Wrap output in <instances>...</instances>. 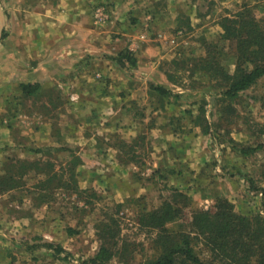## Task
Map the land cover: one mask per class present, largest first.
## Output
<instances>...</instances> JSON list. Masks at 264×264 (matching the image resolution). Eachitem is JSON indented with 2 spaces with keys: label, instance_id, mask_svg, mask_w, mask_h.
Returning <instances> with one entry per match:
<instances>
[{
  "label": "rangeland",
  "instance_id": "rangeland-1",
  "mask_svg": "<svg viewBox=\"0 0 264 264\" xmlns=\"http://www.w3.org/2000/svg\"><path fill=\"white\" fill-rule=\"evenodd\" d=\"M6 1L0 0L4 11ZM13 1L20 8L21 0ZM54 1L58 0H42L38 8L45 9L51 3L55 6ZM59 1H66L62 8L69 7L68 0ZM24 2L27 7L29 0ZM100 4L108 8L110 15L103 24L93 19V10ZM111 4L110 0H90L86 7L89 19L84 11L82 21L75 16L65 17L56 28L59 33H52L61 39L60 53H73L71 39L80 31L77 22L91 24L98 34L108 32L113 41L121 36L109 22ZM210 8L209 2L207 10ZM240 9H248L264 24V0H237L229 7L221 5L220 11L209 17L203 16L205 23L195 27L164 28L166 32H158L160 29H153L155 25L150 22L142 26L150 43L163 54L159 67L172 83L171 92L178 95L143 94L137 101H128L132 118L137 120L136 136L130 140H121L116 127L110 139L105 136L103 131L108 126L101 117L95 119L98 105L85 112L78 106L69 107L66 96H71L70 88L65 91L56 83L43 88L44 83L48 84L46 80L35 95L24 96L19 88L21 82L14 83L11 90L0 87V132L1 127H6L11 135V145H0V264H91L89 260L100 243L97 232L103 226L118 230L114 238H109L110 246L115 243L114 255L106 264H139L155 253L153 232L140 224L139 216L164 199H171L173 191L186 195V202L178 203L185 218L194 210L213 205L218 196L227 198L242 214L264 212L260 190L264 188V76L230 98L221 94L216 79L197 67L206 50L217 45L215 53L232 72L235 47L221 38L220 23L223 16H232ZM199 12L202 17L203 11ZM126 26L123 24L121 30ZM7 28L4 24L5 36ZM19 29L18 25L16 31ZM23 31L34 34L37 30L25 24L21 34ZM4 37L0 48L5 45ZM128 46L123 47L124 51L135 53ZM82 61L89 62L88 58ZM126 71L113 76L123 77ZM74 75L65 72L59 78L66 81ZM153 107H159L156 115L150 110ZM85 116L89 117L87 122L83 120ZM155 123L158 128L170 129L172 137L164 149L156 138ZM124 124L128 127L129 120ZM80 135L91 137L92 145L100 150L95 154L99 161L106 158V163L96 161L90 166L92 176L104 180L92 178L96 181L92 184L86 180L89 178H85L77 154L81 144L76 138ZM242 146L259 147L243 156L237 149ZM158 155L162 167L153 169L150 164ZM114 160L119 164H111ZM122 165L126 173L121 172ZM110 177H117L121 184L118 180L112 186ZM196 251L207 256L201 245L196 246Z\"/></svg>",
  "mask_w": 264,
  "mask_h": 264
},
{
  "label": "crops",
  "instance_id": "crops-1",
  "mask_svg": "<svg viewBox=\"0 0 264 264\" xmlns=\"http://www.w3.org/2000/svg\"><path fill=\"white\" fill-rule=\"evenodd\" d=\"M24 1L19 2L20 8L16 7V1H6L8 4L5 7L6 12L0 3V19L3 22L1 33L4 24L5 27L8 26L7 34L4 37L5 45L0 48V87L11 90L14 83L17 82H38L41 84L47 80L48 84L44 83L43 88L48 87L50 83L58 84L65 91L70 88L72 90L68 94L72 97L66 96V104L69 107L78 106L82 112H85L92 105H98L94 112H97L95 119L101 117L105 121V125L108 126L103 131L105 136L110 139L113 133L111 130L116 127L117 131L120 132L121 140H130L136 136L134 122L137 120L132 118L133 111L128 104L132 103L133 99L137 101V97L140 95L144 94L150 97L155 95L148 88L150 83L159 84L169 89L172 85L159 67V60L163 54L153 47L149 36L146 37L147 35L143 32L142 26L150 22L152 26H156L153 29H160L158 32H166L162 31L164 28L173 29L187 25L195 27L199 23H205L203 16L209 17L213 12H219L221 5L222 7H229L237 0H110L112 13L109 22L114 24L116 33H121V36L117 35L113 41L108 32L101 31L102 34H98L91 24L82 25V22H77L80 24L78 26L80 31L71 39L70 45L74 49L73 53L64 55L60 53L63 45L61 39L52 33H59L60 30L56 28L62 25V22L66 20L65 17L68 19L70 16H75L77 20L82 21L81 12L84 11L86 19H89L86 7L90 0H68V8L61 7L66 1L62 3L58 0L54 1L55 6L51 3L50 6L46 5L45 9L38 8L43 3L40 2L42 0H29L27 7H25ZM209 2L212 8L208 11ZM59 7L62 8L60 12L58 11ZM199 11H203L202 17ZM46 15L50 17H46ZM148 17L151 18V21H146ZM212 20L215 21L214 18ZM92 22L94 23V21ZM27 23L29 27L37 30L36 33L31 34L30 31H23L21 34V30H24V25H28ZM123 24H127V26L121 30ZM18 25L20 29L16 31ZM1 38L2 34H0ZM127 43L129 44L128 48L135 50L133 55L136 58V65L134 67H128V64L122 67L113 59L114 56H109L112 53L123 52V47ZM86 58L89 60L88 63L82 61ZM125 69L128 70L125 73L126 76H113V73H123ZM65 72L75 73V75L66 81H62L59 77ZM95 77H99V80L96 81ZM107 77H110V80ZM72 91L74 92L72 93ZM128 101L130 102L128 103ZM142 105H146L147 108L150 107V104ZM150 110L156 112V115L159 107H153ZM83 120L87 122L89 117L85 116ZM125 120H129L128 127H124ZM1 128L0 145L3 143L11 145L9 131H6V127ZM154 130H156L158 142L164 149L165 143H168L172 137L170 129L158 128L157 123H155ZM67 138L71 141L72 137L68 136ZM76 139L81 144L77 154L81 158L80 166H82V171L86 173L85 178H89L86 180H89L90 184L96 182H93L92 178L99 182L102 178L97 179L96 176H92L93 170L91 171V168L93 164L97 163L96 161L101 163L104 160L105 162L106 158L99 161L95 154L100 153V150L92 145L91 137L80 135ZM172 143L169 142V144ZM95 149L97 152H94ZM154 150H157L156 146H154ZM160 156L158 155L150 164L153 169L157 165L162 167L160 166L162 165ZM115 163H118L117 160L111 161V164ZM169 164L172 163L169 162ZM120 170L124 173L127 172L123 165ZM118 180L120 181L117 177L114 179L110 177L108 182L110 181L112 186H116Z\"/></svg>",
  "mask_w": 264,
  "mask_h": 264
},
{
  "label": "trees",
  "instance_id": "trees-1",
  "mask_svg": "<svg viewBox=\"0 0 264 264\" xmlns=\"http://www.w3.org/2000/svg\"><path fill=\"white\" fill-rule=\"evenodd\" d=\"M250 13L248 9H240L232 16H223L220 23L223 30L221 38L235 47L236 60L232 72L221 62V56L215 53L217 45L206 50L197 66L200 71L216 79V85H221V88L218 86L221 94L230 98L236 97L264 76V24ZM4 36L2 33V38ZM113 59L122 67L126 62L129 67L136 65V58L131 52H120ZM40 87L38 82L19 83L24 96L35 95ZM148 88L160 97L178 95L159 84L150 83ZM206 127L207 133L208 125ZM258 147L242 146L237 149L243 156H248ZM248 181L253 183L251 179ZM252 188L256 189L255 186ZM260 190L264 207V188ZM172 193L171 199H164L160 205L139 216L140 224L153 232L151 241L155 252L151 258L139 264H264L263 211L242 214L227 198L218 196L213 205L194 210L185 218L178 203L186 202V195L178 191ZM69 232L74 231L69 229ZM116 232L118 230L109 226H103L97 232L99 247L89 263L106 264L111 259L115 243L113 241L112 246L108 243ZM197 245L204 248L207 256L202 257L197 253Z\"/></svg>",
  "mask_w": 264,
  "mask_h": 264
},
{
  "label": "built area",
  "instance_id": "built-area-1",
  "mask_svg": "<svg viewBox=\"0 0 264 264\" xmlns=\"http://www.w3.org/2000/svg\"><path fill=\"white\" fill-rule=\"evenodd\" d=\"M108 8L104 4L97 5L93 10V19L96 23L103 24L109 19Z\"/></svg>",
  "mask_w": 264,
  "mask_h": 264
},
{
  "label": "water",
  "instance_id": "water-1",
  "mask_svg": "<svg viewBox=\"0 0 264 264\" xmlns=\"http://www.w3.org/2000/svg\"><path fill=\"white\" fill-rule=\"evenodd\" d=\"M3 22H1V19H0V34H1V28H2V24Z\"/></svg>",
  "mask_w": 264,
  "mask_h": 264
}]
</instances>
